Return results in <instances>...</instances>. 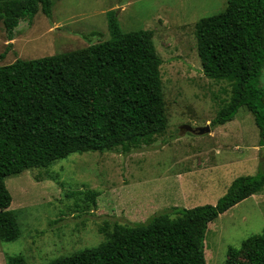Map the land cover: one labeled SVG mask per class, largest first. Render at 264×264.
I'll return each mask as SVG.
<instances>
[{"label":"rangeland","instance_id":"obj_1","mask_svg":"<svg viewBox=\"0 0 264 264\" xmlns=\"http://www.w3.org/2000/svg\"><path fill=\"white\" fill-rule=\"evenodd\" d=\"M227 1L54 0L49 16L39 12L20 22L10 42L0 23V66L108 41L111 18L122 33L150 32L161 59L167 118L165 131L148 146L126 154L120 149L72 154L48 168L7 178L9 210L19 236L0 241V264L16 256L26 264H48L98 246L114 225L133 226L173 209L215 205L232 181L258 172L264 149H259V130L247 109L222 126L210 127L229 101L230 87L203 75L195 25L222 13ZM259 83L264 89V72ZM183 126H208L210 132L181 134ZM93 193L92 202L86 196ZM263 229L264 189L208 225L206 264H226L230 248L239 249Z\"/></svg>","mask_w":264,"mask_h":264},{"label":"trees","instance_id":"obj_2","mask_svg":"<svg viewBox=\"0 0 264 264\" xmlns=\"http://www.w3.org/2000/svg\"><path fill=\"white\" fill-rule=\"evenodd\" d=\"M53 1L0 0L7 40L13 41L20 22L39 12L49 16ZM109 30L108 41L81 50L0 66V241L19 236L9 210L7 178L48 168L72 154L116 149L126 154L150 145L165 131L161 59L151 33H122L113 18ZM195 39L203 75L230 87L229 101L210 127L232 121L245 108L264 149V89L259 83L264 72V0H228L222 13L199 20ZM263 188L264 159L255 175L232 181L215 205L173 209L133 226L114 225L98 246L48 264H206L208 225ZM94 197L86 196L92 202ZM6 264L26 262L16 256ZM226 264H264V229L239 249L230 248Z\"/></svg>","mask_w":264,"mask_h":264},{"label":"water","instance_id":"obj_3","mask_svg":"<svg viewBox=\"0 0 264 264\" xmlns=\"http://www.w3.org/2000/svg\"><path fill=\"white\" fill-rule=\"evenodd\" d=\"M180 133L184 134L186 132L192 133L197 136H203L205 134H208L210 132V128L208 126L202 127V128H197V129H192L188 126H183L180 129Z\"/></svg>","mask_w":264,"mask_h":264},{"label":"crops","instance_id":"obj_4","mask_svg":"<svg viewBox=\"0 0 264 264\" xmlns=\"http://www.w3.org/2000/svg\"><path fill=\"white\" fill-rule=\"evenodd\" d=\"M259 149H261L260 147H259ZM262 150V149H261ZM264 189V188H263ZM262 192V191H261ZM252 197V196H251Z\"/></svg>","mask_w":264,"mask_h":264}]
</instances>
